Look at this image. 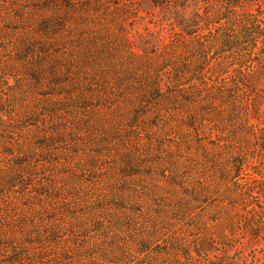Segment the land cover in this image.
I'll list each match as a JSON object with an SVG mask.
<instances>
[{
	"label": "rangeland",
	"instance_id": "1",
	"mask_svg": "<svg viewBox=\"0 0 264 264\" xmlns=\"http://www.w3.org/2000/svg\"><path fill=\"white\" fill-rule=\"evenodd\" d=\"M106 188L78 264H264V0H0V264Z\"/></svg>",
	"mask_w": 264,
	"mask_h": 264
},
{
	"label": "trees",
	"instance_id": "2",
	"mask_svg": "<svg viewBox=\"0 0 264 264\" xmlns=\"http://www.w3.org/2000/svg\"><path fill=\"white\" fill-rule=\"evenodd\" d=\"M91 168L94 166L91 165ZM98 168V166H97ZM110 193V189L106 188L104 193H100L95 197H90L91 199H84L81 198L77 202L67 201V202H57L59 213L55 215V219L61 218V214L63 213H71L73 214L72 218L69 221L61 226V223H55V228L52 229V224H49L48 229L45 231V234H42L43 242H49L52 245L51 249L46 248L47 251L44 249V254L47 252L46 255V262L45 257H43V264H78L76 261L72 260L71 257L68 255L66 250L59 251L57 250V240L67 239L64 236H60L59 232L61 229L69 230L71 232H76V234H72L71 238L77 240L78 245L81 247L82 254L88 253L90 255V251L97 249L98 247L92 248L89 246L88 241L92 237L94 233V227L97 230H100L103 226L104 220H111L112 223L115 224H123L122 222L116 223V214L120 215L122 213L121 209L113 210L107 209L105 210L104 206H100V203H104L105 201L112 200L114 204L119 205L120 202L123 200L117 198L118 196L112 197ZM117 200H113L116 199ZM112 212V214H110ZM116 236L119 235L120 231H115ZM46 235V238L44 236ZM115 238V236H114ZM102 247V246H101ZM101 247L99 249H101ZM68 250V248H67ZM147 251V250H146ZM109 257L111 259H118L119 261L126 262V258L123 252H117L116 254H110ZM51 258V260L49 259ZM41 262V263H42ZM40 263V264H41ZM89 264V262H86ZM115 264V262H113Z\"/></svg>",
	"mask_w": 264,
	"mask_h": 264
}]
</instances>
